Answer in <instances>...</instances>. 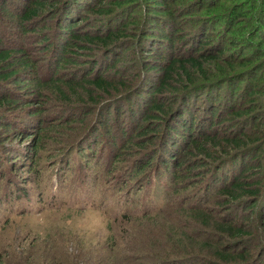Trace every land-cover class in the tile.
Wrapping results in <instances>:
<instances>
[{"label":"rangeland","instance_id":"374dc122","mask_svg":"<svg viewBox=\"0 0 264 264\" xmlns=\"http://www.w3.org/2000/svg\"><path fill=\"white\" fill-rule=\"evenodd\" d=\"M41 1L45 6L38 15L24 19L22 15L31 8L32 0H0V52H25L24 56L34 63V69L23 70L19 79L0 80V93L8 91V98L17 102L14 109L0 108V124L10 127L7 132L0 128V255L17 254L37 237L55 241L59 249L64 248L68 254L77 256L74 264H89L82 251L97 244L105 242L111 248L115 241L121 242L119 238L126 239L133 233L144 239L152 233L160 239L157 232L161 228H154L162 224L160 220L142 223L130 220L126 224L121 219L124 215L136 216L149 202L159 201L158 198L162 205L160 189L166 203L180 196L190 202L193 196L208 195L202 188L189 186L198 181L203 171L192 168L196 166L191 165L194 159L184 170L191 167L195 176L180 179L175 191L170 190L174 170L169 167V172L164 171L162 160L172 158L174 150L166 146L171 139L167 127L168 124L174 126L175 120L170 117L147 120L150 104L146 102L155 99L168 108L176 107L179 80L173 77L169 87L152 98L150 95L160 84L163 72L147 67L159 64L164 67L169 59L166 55L172 57V52L174 58L192 56L198 36L210 37L207 49L224 50L219 65L226 68L228 64L233 67L238 64L235 73L246 72L245 79L247 83L250 80L249 84L254 76L260 77L254 84V89L259 92L250 100L244 84L239 93H233L232 84L242 78L216 83L220 76L211 75V71L212 78L217 79L211 81L209 89L197 91L189 101L192 112L187 115L196 117L195 129L203 126L206 130V126H213L209 132L219 136H224V132L238 135L242 130L245 134H253L254 120L258 121L260 115L264 118V102L262 96L258 97L259 93H264V44L261 42L264 0H168L170 10L166 12L152 10L146 0ZM65 11L75 18L79 24L75 30L80 29L83 35L103 37L114 32L116 39L103 53L94 47L90 51L77 49L73 52L74 65L69 63L57 70L59 57L57 59L53 49L57 34L61 35L58 42L63 44L66 32L59 25H65ZM176 27L180 28L182 36L171 45L163 40V36ZM252 55L255 62L245 68L239 66ZM12 56L21 58L18 54ZM87 58L95 59V62L90 64ZM207 68L213 69V65ZM29 73L30 82L42 87L41 95L31 101L21 95L23 89L13 83L16 79L27 78ZM56 73L63 81L78 85L89 73L91 79L104 75L118 86L109 97L101 93L99 100L92 102L85 89L71 91L61 87L68 97L64 99L59 89L48 85L57 80ZM28 87L36 88L32 84ZM128 91L131 93L126 95ZM208 92L211 96L206 100L203 93ZM117 96L121 98L112 102ZM255 99V108L250 109L251 117H234L233 112L249 108L247 103ZM104 103H107L106 107L102 108ZM27 105L33 110L30 111ZM29 116L43 120L42 126L46 130L48 124H54V128L37 136V132L27 129L31 124ZM188 116L184 118L187 122ZM261 122L259 120L258 124ZM144 127L148 130L142 133ZM38 142L42 148L33 151ZM250 152L256 153L255 150ZM151 157V164L141 176L137 171L140 164H145ZM259 157L264 163V152ZM154 167L159 169L158 175H167L169 181L164 178L161 184L151 178L142 184L145 175L156 173ZM182 241L184 246L188 243L185 238ZM145 245L159 250L153 240Z\"/></svg>","mask_w":264,"mask_h":264},{"label":"trees","instance_id":"16d2710c","mask_svg":"<svg viewBox=\"0 0 264 264\" xmlns=\"http://www.w3.org/2000/svg\"><path fill=\"white\" fill-rule=\"evenodd\" d=\"M146 1L151 4L150 8L156 12L170 10V2L168 0ZM30 5L31 8L22 15V18L28 19L38 15L42 7L45 6L41 0H32ZM63 15H65L66 19L65 25H59V28L65 30L66 34L63 36V44L58 42L61 35H56V49H53L54 55H57V59L59 57L56 66L57 70L60 66L65 67L69 63L74 65L75 62H73L72 58L75 55H73V52L77 51V49L90 51L91 47H94L102 52L108 45L113 44V40L116 39L114 32H109L103 37L99 35H83L80 29L78 31L75 30L79 24L74 21V17L70 16V12L65 11ZM153 15L154 17L157 16L155 13ZM263 23L261 27L264 29ZM173 31V34H171V31H168L163 36V40L170 42L171 45H174L176 38L182 36L180 28L176 27ZM43 40L49 41L48 38H44ZM210 41V37L206 38L200 35L195 41V52L192 56H176L174 58V52L171 49L172 57L166 55L169 59L165 62L164 67H159L162 64L147 67L154 71L161 70L163 72L159 81L160 84L152 91L150 97L154 98L160 95L166 87H169L168 83L171 82L173 77L179 80L177 82L179 88L176 89L177 106L174 108L173 106L168 108V106L158 103L155 99L146 102L150 104L148 105L150 114L147 120L153 118L166 119L167 117H170L172 121L175 120L173 122L174 126L168 124L167 127L171 139L166 143V146L174 150L172 151V158L168 161L165 158L162 160L165 164L164 171H168L169 167H172L174 170L171 175V182H169L170 190L175 191V187L178 185L180 179L182 180L192 175L193 177L195 176L193 174L194 171L190 169L191 167L186 171L184 170L187 165L191 164V159H194V163L191 165L196 166L192 168L195 169L197 167L203 171L200 177H198V181L196 183L192 182L189 186L202 188V191L208 195L204 197L203 195H197L196 198H193L195 197L193 196L190 202L180 196L166 203L167 199L163 197V191L160 189V196L162 193V205H159L160 198H158L159 201L154 200L149 202L136 216L124 215L121 218L126 224L130 220L132 222L141 221V223L147 220L154 222L160 220L162 224L154 227L155 230L161 228L157 232L161 236L160 239L159 235L152 233L147 235V238L150 237L148 240L147 238L144 239L140 234L136 235L133 233L127 236L126 239L119 238L121 242L115 241L116 244L111 248H108L105 242L101 245L97 244L94 248L82 251V254L89 260V264H264V163H262L259 157L264 152L263 115L262 118L261 115L259 118V120H262L261 123L258 124L259 120H254L251 130V132L254 131L253 134L250 132L245 134L244 130H242L238 135L236 133L227 134L224 132V136H219L216 132H209L213 126H206V130H204L203 126H199L198 130H196L193 125L196 117L187 115L189 111L190 114L192 112L189 101L194 98V94L201 89H209L211 81L217 79L212 78L211 75L217 74L220 76L216 83H220L221 81L228 82V80L234 78H242V80L239 79L234 82L231 88L234 86L233 93H239L241 85L246 84L247 91L249 92L247 94L251 96L249 97L250 100L257 97L256 94L259 91L254 89V84L256 85V81L260 77L254 76V79L251 80L252 84H249L250 80L247 83L245 79L246 72L235 73L237 72L236 68L238 64L235 67L231 64L226 65V68L221 67L218 61L222 57L224 50L220 48L217 52H213L212 49H207L206 46L210 44ZM261 42L264 44V36ZM42 43H45V41H42ZM70 52H72L71 55ZM24 53H14L7 50L0 52L1 81L6 82L14 77L19 79L18 77L23 70L31 71L34 69V63L28 60L24 56ZM13 54H18L21 58L17 59L15 56H12ZM67 55L70 57L65 58ZM166 56H162L161 58ZM256 56H259V53H256ZM254 58L253 55L245 58L239 66L245 68L251 65L256 61L253 60ZM86 61L91 64L95 62V59L88 60L87 58ZM209 65H213V69H208ZM211 71L212 74L210 75ZM93 72L91 70V73ZM91 73L79 82L80 86L77 82L73 84L69 81H63L59 77V73L55 74V77L58 74L57 80L52 81L48 85L53 87V89H59L64 99L68 97L64 92L65 89L61 87L71 91L75 90V88L78 90L85 89L91 102L92 100H99L101 93L109 97L111 91L115 90L116 88L114 87H117L118 84L113 83L111 80L108 81L104 75L95 76L91 79L89 78ZM30 76L31 73L22 81L16 79L13 83L20 90L23 89L21 95H25L24 97L31 101L35 100L39 94L41 95L42 87L30 82L32 81L30 80ZM29 84L35 85V90L29 89ZM250 85H252L251 88ZM77 93L80 95L79 92ZM93 94L98 95L91 97ZM8 95H10L8 91L0 93V108L14 109L16 107L17 102L9 99ZM203 95L208 100L211 93H203ZM259 96H262L261 101L264 102V93H259ZM119 98L121 97H114L112 102H115ZM255 102L256 99L253 102L249 101L247 103L250 105L249 108L243 109L241 112H233L236 114L234 117L245 119L246 116H250L253 108H255L253 106ZM106 104H102L101 107H106ZM26 107L30 108V111L33 110L30 105ZM15 116L17 117V115ZM186 116H188V122L184 120ZM29 117L31 124L27 126V129L29 128L33 132H37V136H42L41 134L45 132L49 133L48 131L54 128V124L51 126L48 124L46 130L42 126L43 120L38 119L36 116ZM0 128H4L1 130L7 132L10 127L9 125L0 124ZM145 128L141 130L142 133L148 130ZM96 130L98 129L96 128ZM194 131L195 133H193ZM261 140L262 144H260ZM250 144L255 145L252 146ZM41 148L42 145L38 142L33 147V151H38ZM77 149L79 148L77 147ZM250 150H255L256 153H251ZM76 153H78L77 150ZM152 160L153 157L149 158V161L145 162V164H140V169L137 171L142 174L141 176H143L144 170L148 168ZM154 170H156L154 171L156 173L145 175L144 181L141 182L142 184L151 178H154L161 184L164 178L165 181H169L167 175L163 173L161 175L157 174L159 173V169L154 167ZM184 172L185 175H182ZM184 238L188 242L185 246L182 241ZM152 240L158 244V251L145 245ZM199 241L200 243L198 244ZM192 242H196L197 244L192 245ZM57 245L58 243L55 241H43L34 237L17 254L15 252L1 253L0 264H74L78 260L77 256L68 254L64 248L59 249Z\"/></svg>","mask_w":264,"mask_h":264}]
</instances>
